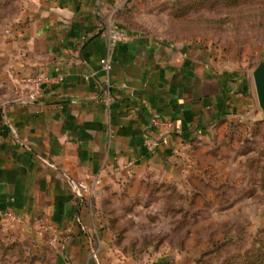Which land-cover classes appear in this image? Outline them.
I'll return each mask as SVG.
<instances>
[{
    "label": "crops",
    "instance_id": "0c3cea01",
    "mask_svg": "<svg viewBox=\"0 0 264 264\" xmlns=\"http://www.w3.org/2000/svg\"><path fill=\"white\" fill-rule=\"evenodd\" d=\"M137 1L23 0L0 37L9 90L0 109V226L50 247L55 264H138L91 203L131 178L185 169L194 138L251 106L249 88L207 50L132 27ZM109 26L126 35L114 48ZM40 73L37 96L20 99L33 89L21 79ZM154 116L171 124L153 126ZM150 132L154 151L145 145ZM95 180L90 196L73 189Z\"/></svg>",
    "mask_w": 264,
    "mask_h": 264
},
{
    "label": "rangeland",
    "instance_id": "374dc122",
    "mask_svg": "<svg viewBox=\"0 0 264 264\" xmlns=\"http://www.w3.org/2000/svg\"><path fill=\"white\" fill-rule=\"evenodd\" d=\"M22 5L0 0V37ZM130 12L138 30L207 50L249 88L251 106L194 138L185 169L131 178L92 209L138 264H264V114L253 79L264 60V0H138ZM5 75L0 68V109L9 99ZM54 259L50 247L0 226V264Z\"/></svg>",
    "mask_w": 264,
    "mask_h": 264
},
{
    "label": "built area",
    "instance_id": "2783aa9c",
    "mask_svg": "<svg viewBox=\"0 0 264 264\" xmlns=\"http://www.w3.org/2000/svg\"><path fill=\"white\" fill-rule=\"evenodd\" d=\"M108 30V35L110 38V43H111V47L114 48L115 45L119 42L125 39L126 35L124 33V31L117 27V26H109ZM102 67L105 70H110L112 68V58H111V54H109L107 57L103 58L101 61ZM11 78L15 79V74L14 73H10L9 74ZM46 80V77L43 73L40 74H36L33 76H26L23 77L21 79V81L25 84H31L33 85V89L31 91V93L27 96H20V99L22 100H30V99H34L37 94L40 91V86L41 84ZM16 91L21 94V89L19 87H16ZM111 91L109 89H107V101L109 102L111 100ZM151 124L153 126H162V125H170L171 123L168 121H164L159 117H152L151 119ZM152 132L148 133L146 135V139H145V145L147 146V148L150 151H154L156 149V147L158 146V139L156 138V136L154 134H151ZM99 181L95 180L93 182V184H88L84 181H80V182H73V189L76 192V194H78L80 197L84 196V195H92L94 194L95 190H96V184H98ZM6 218L7 219H12V220H18L19 217H17V215L12 212V211H8L6 214Z\"/></svg>",
    "mask_w": 264,
    "mask_h": 264
},
{
    "label": "water",
    "instance_id": "95a60500",
    "mask_svg": "<svg viewBox=\"0 0 264 264\" xmlns=\"http://www.w3.org/2000/svg\"><path fill=\"white\" fill-rule=\"evenodd\" d=\"M253 79L259 106L264 114V60L254 69Z\"/></svg>",
    "mask_w": 264,
    "mask_h": 264
}]
</instances>
